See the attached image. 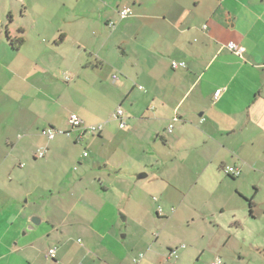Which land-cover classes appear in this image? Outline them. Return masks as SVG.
Here are the masks:
<instances>
[{
	"label": "crops",
	"instance_id": "1",
	"mask_svg": "<svg viewBox=\"0 0 264 264\" xmlns=\"http://www.w3.org/2000/svg\"><path fill=\"white\" fill-rule=\"evenodd\" d=\"M22 1L36 33L12 28L9 12L0 39V92L14 103L0 113L1 139L7 120L20 136L12 143L9 132L13 152L0 160V264H144L155 220L164 232L186 220L212 240L248 246L240 257L264 258V0ZM126 7L133 13L121 18ZM7 31L24 40L18 49ZM73 113L103 130L72 128ZM47 129L65 133L50 140ZM81 144V175L45 169L73 161ZM33 216L42 222L25 232Z\"/></svg>",
	"mask_w": 264,
	"mask_h": 264
},
{
	"label": "rangeland",
	"instance_id": "2",
	"mask_svg": "<svg viewBox=\"0 0 264 264\" xmlns=\"http://www.w3.org/2000/svg\"><path fill=\"white\" fill-rule=\"evenodd\" d=\"M51 2V0H37L35 4H43L44 6ZM58 1H53V4ZM60 5V4H59ZM26 6L22 0H0V39H2V22L10 23V19H8L7 15L9 12H13L15 18L14 23L11 24L12 28L17 29L19 24L22 22L25 27H28L29 30H33L36 33V28H30L32 26V22L30 21L31 18L25 17L26 12L22 11V8ZM61 6V5H60ZM38 7H36L37 9ZM52 6H50V10H52ZM76 12H79V8H76ZM31 14V13H30ZM5 31H3L4 35ZM6 58L7 55L5 51L0 47V80L7 79L5 74H3V66L1 64L2 60ZM12 59V62H15V58ZM17 64V63H16ZM19 70V69H18ZM12 76L11 78H13ZM10 79V76H9ZM13 81L17 82L18 80L15 78ZM8 92L2 91L0 92V113L2 114L6 110L13 108V100L7 101ZM8 125V134L2 137V130L3 127L0 126V160H2L5 154L12 153V146L13 142H17L20 138L19 131L15 132L18 127L13 125L12 120H7ZM2 122V119L0 120ZM1 124V123H0ZM9 132H15V138L11 137V144L9 143ZM10 144V145H9ZM3 145V146H2ZM87 147V145H78L74 150L77 154V157L73 159V161H65L61 164L56 163L53 166L46 167L47 171L53 170L55 174L62 175L68 174L69 180L73 179L82 174L83 172V162H78L77 158L79 156H83V151ZM18 151H16L17 153ZM124 158V157H123ZM86 161V159L82 158ZM46 160H40L39 162H43ZM46 171V170H45ZM58 171V173H57ZM99 174V172H98ZM51 175V174H50ZM138 176V175H137ZM59 179L61 177L57 176ZM143 181V180H142ZM106 182H109L106 179ZM115 184V183H114ZM119 185V184H118ZM64 184H62V187ZM122 186V184H121ZM126 188L129 186L123 185L120 190L125 191ZM127 196L131 194V192L126 193ZM115 198V197H114ZM146 198V197H145ZM113 200V199H112ZM111 200V201H112ZM123 206L125 203H128L129 197H125L122 199ZM142 202V200H141ZM153 202V201H152ZM149 203L146 202L143 198V205H147ZM141 204V203H140ZM149 205V204H148ZM129 207L132 206L133 211L134 209L138 208L133 204H129ZM141 206V205H140ZM151 206V205H150ZM136 207V208H135ZM153 210V208H152ZM157 210V209H156ZM132 211V212H133ZM122 215L127 216L125 212L120 211L119 209L116 210V217L120 221L121 225H123L124 229H129L130 233L132 234L134 231L133 226H130V223L123 222ZM155 215V214H154ZM139 216V213L136 214ZM135 217V215H131V218ZM156 218V215H155ZM154 221V220H153ZM154 225V236L153 238V248L151 249L150 246L144 247V253L147 257L145 259L144 264H212L213 261L220 258L223 261V264H264V258L259 256L257 259H250L248 257L243 258L240 257L236 251L241 250L246 245L238 244L235 241H227V240H212V231L211 230H199V227L195 228L194 226H190V224L186 221H178L174 222L167 227V230L164 232L162 222L154 221L151 222ZM128 227V228H127ZM164 232V233H163ZM217 233V231H216ZM123 233L121 236H124ZM157 236H161L160 239H157ZM132 236L129 237L126 241H131ZM80 245V244H78ZM176 248V257L172 260L168 259L169 249ZM249 248V247H248ZM259 255V254H258ZM141 254L139 255V257ZM144 257L140 258L142 260ZM140 262H135V264H139Z\"/></svg>",
	"mask_w": 264,
	"mask_h": 264
},
{
	"label": "built area",
	"instance_id": "3",
	"mask_svg": "<svg viewBox=\"0 0 264 264\" xmlns=\"http://www.w3.org/2000/svg\"><path fill=\"white\" fill-rule=\"evenodd\" d=\"M133 11L130 7H126L124 9H122L119 14L121 18H126L130 15H132ZM111 24L114 26L115 24L113 22H111ZM226 47L232 51L233 53H235L237 56L243 58L244 57V53H245V48L242 45H239L237 43L234 42H230L226 45ZM172 67L173 69H178V68H185L186 67V63L185 62H178V61H173L172 62ZM114 79H117V77L115 76ZM223 90L219 89L216 91L215 93V99H219V97L221 96ZM113 118L115 120H117L120 123V128H124L126 126V120L124 117V112L121 108H118L115 113L113 114ZM69 125L72 128H82L84 129L86 132L89 133H100L103 130L104 125L100 124V125H86L85 122L82 120V118H80L77 114L73 113L70 115L69 120H68ZM170 128H173V125L170 126ZM65 131L61 130V129H47L44 131V134L50 139H54L56 135L58 134H64ZM47 153V148H43L40 149L38 152V156L40 157H44L45 154ZM85 156L88 155V153L84 154ZM225 172L233 177H239L241 175V170L232 166H226L224 168ZM56 253H57V248H51L48 250L47 252V257L48 258H55L56 257ZM144 257L143 254H141V256L139 257L142 258ZM212 264H223V261L218 259L216 261H214Z\"/></svg>",
	"mask_w": 264,
	"mask_h": 264
},
{
	"label": "trees",
	"instance_id": "4",
	"mask_svg": "<svg viewBox=\"0 0 264 264\" xmlns=\"http://www.w3.org/2000/svg\"><path fill=\"white\" fill-rule=\"evenodd\" d=\"M8 19H11V15H8ZM6 36H7V39L10 41V43L14 49H18L21 46V44H23V42H24V40L22 38H12L8 31L6 32ZM250 204H251V208H252V203L250 202Z\"/></svg>",
	"mask_w": 264,
	"mask_h": 264
},
{
	"label": "water",
	"instance_id": "5",
	"mask_svg": "<svg viewBox=\"0 0 264 264\" xmlns=\"http://www.w3.org/2000/svg\"><path fill=\"white\" fill-rule=\"evenodd\" d=\"M142 176H146V175H141L140 177ZM123 219V222L126 221V217L122 218ZM30 222L31 224L27 227L26 231L25 232H28V231H32L34 230L37 226H40L41 224V218L38 217V216H33L31 219H30Z\"/></svg>",
	"mask_w": 264,
	"mask_h": 264
}]
</instances>
